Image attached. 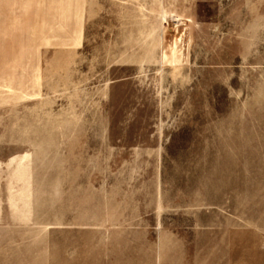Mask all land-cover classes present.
Segmentation results:
<instances>
[{
	"label": "rangeland",
	"instance_id": "obj_1",
	"mask_svg": "<svg viewBox=\"0 0 264 264\" xmlns=\"http://www.w3.org/2000/svg\"><path fill=\"white\" fill-rule=\"evenodd\" d=\"M242 257L264 261V0H0V264Z\"/></svg>",
	"mask_w": 264,
	"mask_h": 264
},
{
	"label": "crops",
	"instance_id": "obj_2",
	"mask_svg": "<svg viewBox=\"0 0 264 264\" xmlns=\"http://www.w3.org/2000/svg\"><path fill=\"white\" fill-rule=\"evenodd\" d=\"M196 260H198V259H196ZM207 263V262H206ZM233 263V262H232ZM192 264H201L200 262H193L192 261ZM235 264H245V262H244V259H243V257L240 259V261L237 259V261H236V263ZM262 264H264V261H263V263Z\"/></svg>",
	"mask_w": 264,
	"mask_h": 264
}]
</instances>
